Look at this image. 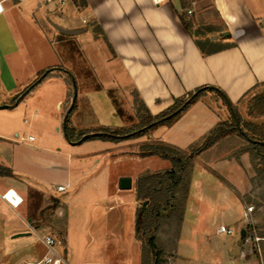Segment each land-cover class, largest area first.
Returning a JSON list of instances; mask_svg holds the SVG:
<instances>
[{
  "label": "crops",
  "instance_id": "obj_1",
  "mask_svg": "<svg viewBox=\"0 0 264 264\" xmlns=\"http://www.w3.org/2000/svg\"><path fill=\"white\" fill-rule=\"evenodd\" d=\"M84 1L79 7L66 0L54 11L41 0H0V167L8 171L0 173V264L41 258L39 235L55 232L60 222L56 234L67 264H141L135 179L171 167L167 159L122 148L131 139H66L68 84L60 68L76 83L70 113L76 131L124 125L134 96L155 115L202 85L218 86L237 104L264 83V0ZM210 11L221 28L206 37L234 45L204 55L181 16L214 24L205 19ZM46 69L50 76L8 105ZM34 95L41 104L56 100L57 114L40 107L31 108L29 119L17 114ZM206 95L148 130L155 137L149 140L186 148L228 119L225 105L215 110ZM226 137L194 156L178 246L191 248L190 264H264V233L237 193L252 189L249 154H232ZM121 162L131 167L110 171ZM121 176L131 178L130 189L118 188ZM7 190L21 199L17 205L2 196ZM219 225L233 232H220Z\"/></svg>",
  "mask_w": 264,
  "mask_h": 264
},
{
  "label": "trees",
  "instance_id": "obj_2",
  "mask_svg": "<svg viewBox=\"0 0 264 264\" xmlns=\"http://www.w3.org/2000/svg\"><path fill=\"white\" fill-rule=\"evenodd\" d=\"M76 6L82 7L85 5L84 0H72ZM181 21L186 30L190 33V35L194 38V43L198 47L199 51L206 55L209 53L216 52L218 50L233 46V42H229L227 44L221 45L219 47H214L215 41L209 37H204L203 39H198L196 35H203V32L196 29V31L191 30V23L184 19L181 16ZM64 73V80L68 84V92L67 98L71 97V101L66 111L63 115L62 129L64 136L66 139L70 141H86L92 139H100V140H109L112 142H119L126 139H131L134 137H138L140 133L138 130H151L154 129L157 125L168 124L176 119L183 111H185L190 104L195 102L198 98L204 96L207 92H214L219 98L222 99L223 103L226 105L229 110V118L226 120L218 121L213 128L206 133L202 139L198 142L192 143L188 145L186 148H179L176 146H172L167 143H156L149 144V146L145 147L141 156H151L155 155L163 159H167L171 163V167L166 169L164 172V176L171 179V183L169 186V193H172V188L177 186L178 182L184 179V174L189 176L190 172H187V167L191 165L192 159L195 155H197L203 149L209 147L219 139L227 136L228 133L232 131L239 132L243 136L249 139L247 146L241 149V152H247L251 158L257 159L259 163L262 165L264 170V135H249L248 132L241 126L240 116L236 114L234 109V104L226 97V94L222 89L218 86L214 85H202L194 88L193 90L187 92L183 96L176 97L173 99V103L168 106L166 109L161 111L158 114L152 115L147 113L145 119L143 120V125L136 129L135 131L127 132L126 130L120 128L121 126H98L96 128H88L83 130L76 131L70 125V113L75 104L74 92H76V83L72 77V74L68 70H64L60 68ZM51 72L49 69L41 71L24 89L19 92L8 104L9 106L15 105L23 96L29 93L34 89L39 83H41L46 77L50 76ZM136 100H137V96ZM134 97V98H135ZM139 105L144 109V105L140 101ZM117 112L119 115L123 116V111L121 108H117ZM122 129V130H121ZM120 130V131H119ZM0 173H8L7 170L0 167ZM158 172H150L145 170L138 174L136 179V197L137 199H149L151 202L147 203L142 209H136V222H135V234L139 240L144 241V248L142 242V257L144 256L145 261V253L146 250H149V253L152 255L153 260L151 264H161L160 258V250L156 246L155 236L149 235L148 232L150 228H157L159 224L160 216H162L163 211L165 210V205H170V199L166 198L164 201H161L158 196V192L156 190ZM188 188H185V194L183 200L185 202ZM169 196V194L167 195ZM170 197V196H169ZM172 205V204H171ZM184 212V205L180 207L179 213V222H181ZM141 230V233L139 232ZM147 237V239L145 238ZM143 261V262H144ZM142 262V261H141ZM142 264V263H141Z\"/></svg>",
  "mask_w": 264,
  "mask_h": 264
},
{
  "label": "rangeland",
  "instance_id": "obj_3",
  "mask_svg": "<svg viewBox=\"0 0 264 264\" xmlns=\"http://www.w3.org/2000/svg\"><path fill=\"white\" fill-rule=\"evenodd\" d=\"M184 19L191 23V30L193 32L196 31V29L200 30V32H203V35H196L198 39H203L207 34H212L211 30L214 28H221V25H219L218 21H215L216 15L211 11L205 15V19L206 21H214V24H197L196 19H191L185 16ZM222 40V38H218L217 40H215L214 47H219L221 45L229 43ZM206 94L205 100L207 101V103H209V105H211V107L215 110L220 111L221 106L225 105L222 99L219 98V96H217L214 92H208ZM134 99L135 101H137L136 97ZM55 101L53 100V102L49 101L48 103L41 104L39 95H34L31 98L27 99V110L24 113L18 112L17 114H27L22 117H26L27 119H29V114H32L31 108L33 107H40L42 109V114H57L58 110L56 108ZM70 101L71 97L67 98L66 103L63 106V113L69 106ZM234 109L236 114H239L240 116L241 126L248 132L249 135H257L259 137L264 135V83L248 92L237 104H234ZM146 114L147 113L142 108V106L139 105L138 102H135L132 111L125 114V123L120 128L126 130L127 132L135 131L143 125V120L145 119ZM223 114H230L227 107L226 110H223ZM137 132L140 133V135L138 137L131 138V141L129 143H125L126 145H123L122 148H126L127 150L141 156V153L144 152L146 146H149V144H156L161 142L158 141V139L149 140V137H155L151 135L147 130H138ZM142 136H145V139H143ZM226 140H228V142H230V144L234 148L232 150V154L234 155H237L238 153L240 154L241 149L247 146L249 142L248 138L236 131L228 133ZM248 157L252 165L250 177L252 189L250 190V192L244 194H240V192L237 193L239 194V199L241 200V203L243 205L253 207L252 211L250 210V212L255 218L254 222L259 226V232L264 233V170L257 159L251 160L249 155ZM193 159L191 165L187 167V172H190L189 176L187 177L186 174H184V179L178 182L175 188H172V193L168 192L171 179L164 176L163 171L165 170L150 171L158 172V176L156 178L158 183L155 185V188L158 192L157 194L159 196V199L161 201H164L166 198H169L172 204L165 205V210L163 211L162 216H160L158 227L150 228L148 232V236H155L156 246L161 252V264H190L191 248L185 245L178 246V238L180 236V227L182 222V220L181 222H179L178 216L180 213V207L184 205L185 208L183 197L185 194V188L187 187L189 190V183L194 169ZM128 166L131 167L130 164H126L125 162L117 163L112 165L110 171L114 172L118 169L120 170L121 168H125ZM136 179L134 183L135 191ZM168 194L170 197L167 196ZM149 202H151L149 199H138V208L142 209ZM62 223L63 222H60L58 224V227H61ZM58 227H56L55 232H50L60 233L61 230ZM139 232L141 233V230ZM145 238L147 239V237ZM140 241L141 243L143 242L144 248V241ZM145 255V261L143 256L141 258V263L151 264L153 257L149 253L148 249L146 250Z\"/></svg>",
  "mask_w": 264,
  "mask_h": 264
},
{
  "label": "built area",
  "instance_id": "obj_4",
  "mask_svg": "<svg viewBox=\"0 0 264 264\" xmlns=\"http://www.w3.org/2000/svg\"><path fill=\"white\" fill-rule=\"evenodd\" d=\"M41 3L44 4L47 8H51L54 11H61L62 7L65 5L66 0H41ZM1 9V8H0ZM191 9L187 8L186 13L190 14ZM64 189V186H57V190L61 191ZM10 190H7L3 193V197L11 204H14L16 201L11 200L8 197V193ZM15 200H17L18 204L21 199H16V196L12 194ZM252 206H248L247 209L252 210ZM218 231L232 233L233 230L231 228L226 227L225 225H219ZM41 242L43 243L46 252L45 254L36 261L26 262L25 264H67V261L63 257V252L59 250V245L61 244V240L56 233L47 232L39 235ZM85 264H95V263H85Z\"/></svg>",
  "mask_w": 264,
  "mask_h": 264
},
{
  "label": "water",
  "instance_id": "obj_5",
  "mask_svg": "<svg viewBox=\"0 0 264 264\" xmlns=\"http://www.w3.org/2000/svg\"><path fill=\"white\" fill-rule=\"evenodd\" d=\"M64 32H69L67 30H63ZM76 95V92H74V97ZM4 106H7L6 104ZM132 186L131 184V178L129 176H121L118 179V188L120 189H130Z\"/></svg>",
  "mask_w": 264,
  "mask_h": 264
},
{
  "label": "bare ground",
  "instance_id": "obj_6",
  "mask_svg": "<svg viewBox=\"0 0 264 264\" xmlns=\"http://www.w3.org/2000/svg\"><path fill=\"white\" fill-rule=\"evenodd\" d=\"M11 194H14L12 191H10L9 193H8V197L11 199V200H13V201H16L13 197H11L12 195ZM17 198V197H16ZM17 205V204H16ZM95 264H97V263H95Z\"/></svg>",
  "mask_w": 264,
  "mask_h": 264
}]
</instances>
